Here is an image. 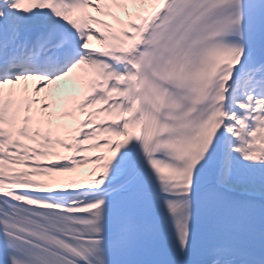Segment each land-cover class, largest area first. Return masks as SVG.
<instances>
[{"label": "snow or ice", "instance_id": "6c2138e0", "mask_svg": "<svg viewBox=\"0 0 264 264\" xmlns=\"http://www.w3.org/2000/svg\"><path fill=\"white\" fill-rule=\"evenodd\" d=\"M258 51L264 0H0V264H264Z\"/></svg>", "mask_w": 264, "mask_h": 264}, {"label": "bare ground", "instance_id": "6f19581e", "mask_svg": "<svg viewBox=\"0 0 264 264\" xmlns=\"http://www.w3.org/2000/svg\"><path fill=\"white\" fill-rule=\"evenodd\" d=\"M213 179V178H212Z\"/></svg>", "mask_w": 264, "mask_h": 264}]
</instances>
